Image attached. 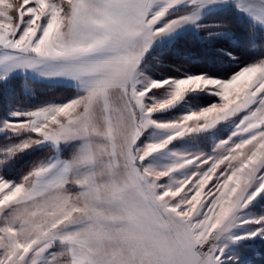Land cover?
I'll return each instance as SVG.
<instances>
[{"label": "snow or ice", "instance_id": "obj_1", "mask_svg": "<svg viewBox=\"0 0 264 264\" xmlns=\"http://www.w3.org/2000/svg\"><path fill=\"white\" fill-rule=\"evenodd\" d=\"M257 251L264 0H0V264Z\"/></svg>", "mask_w": 264, "mask_h": 264}, {"label": "trees", "instance_id": "obj_2", "mask_svg": "<svg viewBox=\"0 0 264 264\" xmlns=\"http://www.w3.org/2000/svg\"><path fill=\"white\" fill-rule=\"evenodd\" d=\"M193 64H198V60H193ZM194 70V69H193ZM22 78H18L15 82V85L17 87L18 91H22ZM35 90V100H33L34 103L39 102L41 100H55V101H62L71 95H73L74 90L67 88L65 86H51L48 87L46 85L41 84H35L32 86ZM24 98L23 96L21 97ZM34 157L26 158L25 164L27 162V159H33ZM258 255L255 257V260L257 261V264H264V258L261 257L259 251Z\"/></svg>", "mask_w": 264, "mask_h": 264}, {"label": "rangeland", "instance_id": "obj_3", "mask_svg": "<svg viewBox=\"0 0 264 264\" xmlns=\"http://www.w3.org/2000/svg\"><path fill=\"white\" fill-rule=\"evenodd\" d=\"M57 102H59V101H57ZM223 135V134H222ZM258 255V252L256 253V255H255V257Z\"/></svg>", "mask_w": 264, "mask_h": 264}]
</instances>
